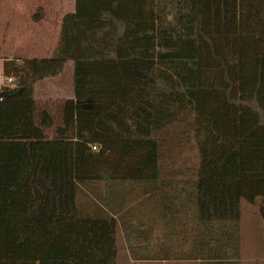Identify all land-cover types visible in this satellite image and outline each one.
<instances>
[{"label": "trees", "instance_id": "trees-1", "mask_svg": "<svg viewBox=\"0 0 264 264\" xmlns=\"http://www.w3.org/2000/svg\"><path fill=\"white\" fill-rule=\"evenodd\" d=\"M69 64L74 99L41 107L34 86ZM4 75L0 264L180 261L182 215L203 259L229 264L242 201L264 225V0H76L54 56ZM184 118L199 166L180 191L163 142Z\"/></svg>", "mask_w": 264, "mask_h": 264}, {"label": "crops", "instance_id": "crops-1", "mask_svg": "<svg viewBox=\"0 0 264 264\" xmlns=\"http://www.w3.org/2000/svg\"><path fill=\"white\" fill-rule=\"evenodd\" d=\"M75 9L76 0H0V64L2 67L4 62L14 59L44 60L52 58L59 46L63 20L66 15L74 13ZM63 76L69 77L73 82L72 64H69L65 72L58 78ZM58 78L43 82H47V84L54 82L55 84ZM52 91L53 89L42 94L41 82H39L34 86V98L39 103L43 99L51 100L55 96ZM184 226L183 260L133 261L128 253H124L119 264H122L123 260L131 264H214L212 261H205L203 254L198 251L199 246L196 241L202 237L203 231L200 230L197 223L187 219V225L184 224ZM120 237L123 238L122 233ZM240 251L236 260L229 264H259L244 258L242 241Z\"/></svg>", "mask_w": 264, "mask_h": 264}, {"label": "rangeland", "instance_id": "rangeland-1", "mask_svg": "<svg viewBox=\"0 0 264 264\" xmlns=\"http://www.w3.org/2000/svg\"><path fill=\"white\" fill-rule=\"evenodd\" d=\"M0 77H4V66L2 67L1 64ZM3 83L5 84L6 82H0V84ZM51 89H53L52 92L55 96L50 101L54 102L74 98L73 82L67 76L56 79L55 84L54 82H49L48 84L47 82H41L42 94L46 91L50 92ZM44 101L47 100H41V107H44ZM190 123V118H184L181 122L173 124L168 129L163 142V180L167 183H174L175 188L180 191H183L184 188L190 190L191 185L187 186L184 183L186 181L191 182L194 179V171L199 166V150L197 142L193 138L194 135L190 130ZM259 204L260 200L253 205L242 201V255L248 261L264 264V225L260 219ZM190 215L192 214L190 213ZM177 221L176 230L178 229L177 233L180 235V229H185L184 224L187 225V219L182 215ZM176 239V235L172 237V241L175 240L174 243ZM154 240L158 243H168V246L172 244L169 243L168 239H165L161 228L155 233ZM121 263L131 264L130 262H126V260H123Z\"/></svg>", "mask_w": 264, "mask_h": 264}, {"label": "built area", "instance_id": "built-area-1", "mask_svg": "<svg viewBox=\"0 0 264 264\" xmlns=\"http://www.w3.org/2000/svg\"><path fill=\"white\" fill-rule=\"evenodd\" d=\"M6 82L5 84L3 83V84H0V89L2 88V86H7V85H9L11 82H12V79H10V78H6L5 77V75H4V77H0V82Z\"/></svg>", "mask_w": 264, "mask_h": 264}, {"label": "water", "instance_id": "water-1", "mask_svg": "<svg viewBox=\"0 0 264 264\" xmlns=\"http://www.w3.org/2000/svg\"><path fill=\"white\" fill-rule=\"evenodd\" d=\"M5 96H6V95H4V94H0V99L3 98V97H5Z\"/></svg>", "mask_w": 264, "mask_h": 264}]
</instances>
